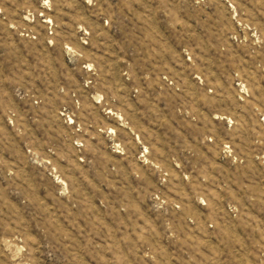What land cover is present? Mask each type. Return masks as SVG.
<instances>
[{"label":"rangeland","instance_id":"obj_1","mask_svg":"<svg viewBox=\"0 0 264 264\" xmlns=\"http://www.w3.org/2000/svg\"><path fill=\"white\" fill-rule=\"evenodd\" d=\"M0 264H264V0H0Z\"/></svg>","mask_w":264,"mask_h":264}]
</instances>
